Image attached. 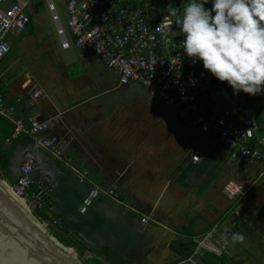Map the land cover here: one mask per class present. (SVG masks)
I'll return each instance as SVG.
<instances>
[{
	"label": "crops",
	"instance_id": "0c3cea01",
	"mask_svg": "<svg viewBox=\"0 0 264 264\" xmlns=\"http://www.w3.org/2000/svg\"><path fill=\"white\" fill-rule=\"evenodd\" d=\"M31 14L30 8L26 30L11 36V52L32 40L48 56L47 64L32 68L28 55L14 56V66L22 60L26 65L15 70L2 66L4 59L0 97L6 107H15L13 120L40 115L49 121L43 137L60 139L63 160L30 136L15 135L13 122L0 117V161L7 166L0 177L13 183L25 154H36L34 177L48 176L54 185L50 204L38 209L46 211L48 231L75 243L78 256L79 249L85 250L80 259L96 256L102 264H213L207 259L212 254L230 264L246 240L261 250L248 237L264 235V165L232 162L215 131L203 134L182 125L176 109L141 85L121 86L92 52L65 49L58 34L61 47L52 48L47 39L37 38L41 30ZM34 90L48 98L28 105ZM208 101L211 113L204 114L210 120L228 111L235 122L249 118L264 127V94L246 98L241 108ZM195 156L200 158L196 163ZM83 172L88 182H80ZM230 181L245 185L246 194L229 199L224 188ZM99 183L115 190L120 203L101 196L82 214L84 198ZM151 216L157 221L141 222ZM233 232L244 235L243 244L232 243L227 235Z\"/></svg>",
	"mask_w": 264,
	"mask_h": 264
},
{
	"label": "built area",
	"instance_id": "2783aa9c",
	"mask_svg": "<svg viewBox=\"0 0 264 264\" xmlns=\"http://www.w3.org/2000/svg\"><path fill=\"white\" fill-rule=\"evenodd\" d=\"M47 3L62 46L69 48L53 0H47ZM155 4L157 0H67L65 8L75 47L80 51L92 52L102 59L118 76L121 86L141 85L167 108L176 109L182 125L189 124L203 134L215 131L220 142L227 147L232 162L264 165V127L249 118L240 123L235 122L233 114L228 111L210 120L199 109V82L186 71L200 61L183 53L181 44L175 41L174 20L171 16L160 17L158 13H153L151 8ZM30 6L31 0H0V63L11 52L8 37L20 35L28 27L31 21ZM47 98L44 91L34 90L26 103L31 105ZM17 102L21 103L22 100L18 99ZM15 111L13 106L6 107L0 97V117L13 122L14 134L30 136L39 147L63 160V153L59 149L60 139L55 136L43 137L50 129V122L41 120L40 115L25 121L13 120ZM199 160V157H193L194 163ZM36 161L34 152L26 153L19 176L8 184L14 195L32 210L43 208L44 198L54 193L50 177H34ZM78 174L81 183L89 181L87 172ZM246 192L245 185L234 181L224 188L225 195L231 200ZM101 196L120 203L115 190L105 191L93 184L82 202L80 212L85 214ZM148 221V217L141 220L142 223ZM83 240L93 245L85 237Z\"/></svg>",
	"mask_w": 264,
	"mask_h": 264
},
{
	"label": "clouds",
	"instance_id": "9594fccd",
	"mask_svg": "<svg viewBox=\"0 0 264 264\" xmlns=\"http://www.w3.org/2000/svg\"><path fill=\"white\" fill-rule=\"evenodd\" d=\"M208 2L188 0L183 7L178 21L183 53L202 61L235 94H264V0H211L206 9ZM169 11L175 15L172 7ZM230 239L243 244L245 237L233 232Z\"/></svg>",
	"mask_w": 264,
	"mask_h": 264
},
{
	"label": "water",
	"instance_id": "95a60500",
	"mask_svg": "<svg viewBox=\"0 0 264 264\" xmlns=\"http://www.w3.org/2000/svg\"><path fill=\"white\" fill-rule=\"evenodd\" d=\"M187 2L188 0L175 1V7L179 15L182 14V4ZM174 31L176 34L175 41L181 44L184 35L177 21L174 22ZM186 73L192 74L198 80L199 99L204 102L212 100L218 103L221 102L225 106L241 108L245 99L251 96L244 92L235 94L227 82L218 81L210 72L206 71L202 61L188 68ZM67 165L71 167L70 164ZM3 183L9 187V183L0 177V264H85L79 258L75 249L64 246L49 233L42 222L44 220L37 219L33 215V210L24 202L42 231L35 229L30 224L32 219L23 217L26 215L14 198V193L11 191L13 196L6 191L2 186ZM97 186L106 191L100 183ZM44 201L47 205L50 204L49 197L44 198ZM148 218L157 221L152 216ZM229 234L227 237L231 236V233ZM69 249L73 250L75 257L70 256ZM93 257L98 259L96 256Z\"/></svg>",
	"mask_w": 264,
	"mask_h": 264
},
{
	"label": "rangeland",
	"instance_id": "374dc122",
	"mask_svg": "<svg viewBox=\"0 0 264 264\" xmlns=\"http://www.w3.org/2000/svg\"><path fill=\"white\" fill-rule=\"evenodd\" d=\"M175 1L176 0H157V4L154 7V11L157 12L156 10L158 9L163 17H165L166 15H169L173 18L174 22H176V21L178 22L180 19V16L182 14L179 15L177 13V9L175 7ZM53 3L56 7L57 14L60 18L61 26L64 29L67 40L70 44V51L75 52V51H77V48L75 47V40L71 36L68 16H67L66 8H65L67 0H53ZM187 3L182 4V7H181L182 11H183V7H185L187 5ZM204 6L206 9H211L212 8L211 0H209V2L207 4H205ZM171 7H172L173 11L175 12V15H171V13L169 11V9ZM30 8H31V13H32L31 15L33 16V19H32L33 25L35 28L39 27L41 30V36L39 35V36H37V38L42 37V39L43 38L47 39L48 42H50L52 48L54 46L61 47V41H60L59 37L57 36L56 26H55L54 21L52 20V15L48 9L47 0H31ZM155 8H156V10H155ZM213 15H215L214 12H213ZM41 21H43L44 23L42 25L38 26V24ZM11 36H9V38L7 39L10 46L13 45V40L11 39L12 38ZM26 36H28V35H26ZM32 38H34V37L32 36ZM54 41L57 42V45H55ZM41 50H42L41 47H38V48L35 47L32 40H30L28 45H26V46L20 45V46L16 47L14 52H11L5 58V60L2 62V66L7 65L11 69H15V70L20 69V68H22V66L24 67L26 65L22 64L23 63V60H22L20 63H18L14 66L13 57L16 56L18 58L19 56L25 57L26 55H28V59H26L25 61L29 67L33 68L34 66L35 67L38 66V67L42 68L43 66H45L47 64L46 60L48 59L47 58L48 56L45 54L43 55ZM31 59H34V61L36 59L37 61L34 62V64H32ZM30 70H34V69H30ZM211 105H212V103L209 101L205 102V103L201 100L197 101V106L200 109H202L206 115H209L211 113V108H210ZM215 135L217 136L216 133H215ZM250 169H252V168H250ZM83 173H85V172H83ZM7 182L10 183V181H8V180H7ZM45 214H46V211L44 209L43 210H37V209L33 210V215L37 219H40V221L45 220V218H46ZM54 227H56V226H54ZM49 233H50V231H49ZM248 239L255 241L261 247V250L259 248H257L256 246H253L249 241H247L245 239L246 240L245 244L242 246H239V248L237 250L238 253H241L240 257H238L239 256L238 255L237 256L238 258L236 257L237 259L235 261H231L230 264H264V244L262 243V240L264 239V235H261L259 237L249 236ZM243 246H244V250H243V252H241V248ZM211 258H213L212 255L207 256V259H209V261L211 260ZM213 264H215V262H213Z\"/></svg>",
	"mask_w": 264,
	"mask_h": 264
},
{
	"label": "trees",
	"instance_id": "16d2710c",
	"mask_svg": "<svg viewBox=\"0 0 264 264\" xmlns=\"http://www.w3.org/2000/svg\"><path fill=\"white\" fill-rule=\"evenodd\" d=\"M14 130H15V127H14ZM5 167H7V166H6V164H4V161H0V170H2V168H5ZM50 234L52 236H54L64 246L69 247V248L76 249L75 243L70 242V241L64 239V237L61 234H59L58 232H56V231L53 230ZM84 253H85V250L79 249V258H83ZM212 256H213V258L211 260H212V262H215V264H228L226 261H223L220 257H218L216 255H213V254H212ZM83 262L85 264H102L99 261H97V259H95V258H93V259H87L85 261L83 260Z\"/></svg>",
	"mask_w": 264,
	"mask_h": 264
},
{
	"label": "bare ground",
	"instance_id": "6f19581e",
	"mask_svg": "<svg viewBox=\"0 0 264 264\" xmlns=\"http://www.w3.org/2000/svg\"><path fill=\"white\" fill-rule=\"evenodd\" d=\"M2 186L4 187V189L6 191H8L9 193L12 194L11 190L9 189V187L3 183ZM13 195V194H12ZM14 196V195H13ZM14 198L17 200V202L19 203V206L22 208V211L25 213L26 216H23L24 218L30 217L31 220V225L35 228V229H40V231H42L41 227L38 225V222L33 218V216L30 214L27 206L24 204V201L21 198H18L16 196H14ZM17 210V209H16ZM18 211V210H17ZM68 253L70 254V256L75 257L74 252L72 249L68 250Z\"/></svg>",
	"mask_w": 264,
	"mask_h": 264
},
{
	"label": "flooded vegetation",
	"instance_id": "af4514ba",
	"mask_svg": "<svg viewBox=\"0 0 264 264\" xmlns=\"http://www.w3.org/2000/svg\"><path fill=\"white\" fill-rule=\"evenodd\" d=\"M173 19V18H172Z\"/></svg>",
	"mask_w": 264,
	"mask_h": 264
}]
</instances>
